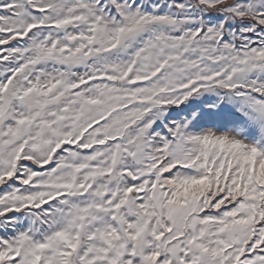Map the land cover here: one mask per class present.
<instances>
[{"label": "snow or ice", "instance_id": "6c2138e0", "mask_svg": "<svg viewBox=\"0 0 264 264\" xmlns=\"http://www.w3.org/2000/svg\"><path fill=\"white\" fill-rule=\"evenodd\" d=\"M0 264H264V0H0Z\"/></svg>", "mask_w": 264, "mask_h": 264}]
</instances>
